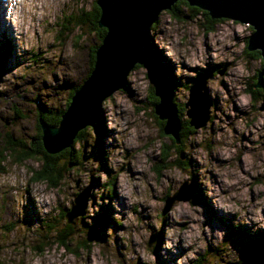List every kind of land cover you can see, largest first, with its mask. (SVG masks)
I'll use <instances>...</instances> for the list:
<instances>
[{
  "label": "clouds",
  "instance_id": "obj_1",
  "mask_svg": "<svg viewBox=\"0 0 264 264\" xmlns=\"http://www.w3.org/2000/svg\"><path fill=\"white\" fill-rule=\"evenodd\" d=\"M103 15L100 0H0L14 56L0 71V264H243L225 229L206 222L204 205L178 193L195 176L234 229L264 231V48L249 47L256 26L196 0L159 8L146 33L178 81L169 97L176 125L157 111L148 67L133 60L98 100L109 133L102 167L94 121L59 147L46 130H60L96 70L110 31ZM200 72L209 73L199 90L209 103L193 124ZM29 202L35 218L26 221ZM102 206L111 223L90 237Z\"/></svg>",
  "mask_w": 264,
  "mask_h": 264
},
{
  "label": "water",
  "instance_id": "obj_2",
  "mask_svg": "<svg viewBox=\"0 0 264 264\" xmlns=\"http://www.w3.org/2000/svg\"><path fill=\"white\" fill-rule=\"evenodd\" d=\"M196 2L208 8L214 16L233 15L251 20L257 31L251 37L249 47L264 48V0H196ZM100 3L104 9L101 22L108 25L109 34L104 45L98 50L95 72L77 92L60 130L52 136H48L49 130H46V141L50 146L59 147L68 143L76 127L86 122H95L100 114L99 98L111 88L123 83V72L133 60H140L148 67L161 100L157 105V111L169 117L170 129L176 125L173 106L169 101L171 91L166 77L158 71L150 57V38L146 33L147 24L154 19L155 12L161 7L168 6L171 0H100ZM3 70L4 63L0 57V71ZM202 84L203 78L192 82L189 101L192 108L189 115L193 124L202 123L206 118L205 108L209 101L206 94L199 91ZM186 188L187 185H184L178 195H183ZM81 197L82 194L77 197V207L73 212L81 208ZM262 259L264 242L247 250V254L242 258L243 264H259Z\"/></svg>",
  "mask_w": 264,
  "mask_h": 264
},
{
  "label": "rangeland",
  "instance_id": "obj_3",
  "mask_svg": "<svg viewBox=\"0 0 264 264\" xmlns=\"http://www.w3.org/2000/svg\"><path fill=\"white\" fill-rule=\"evenodd\" d=\"M8 32H9V29L3 24L2 20H0V57L4 63V68H5V65L8 64V62L10 60L14 59L13 45H12V42L9 39L8 35H7ZM151 48L153 49V58H154L153 60L156 63L158 70L161 73L162 72L167 73V77L166 76L165 77L167 78V80H168V77L170 78L169 83H170L171 88H172L176 83H178V81L171 74L172 65L170 64V62L167 61L166 58H164L161 55V53L159 51H157L155 49V47L151 44V40H150V51H151ZM164 61H165V63H164ZM211 67H213V66L210 65L209 68H211ZM208 74H209L208 72H200L196 79H201V78L204 79V77ZM195 80H193L192 82H194ZM153 82H154V80H153ZM65 86H68L67 82H66ZM168 87H169V85H168ZM169 90H170V88H169ZM96 130H97V141H96V145L93 149V154H94V157L96 159H101V166L103 167L102 155H103L104 145H103L102 141H103V136L106 134H109V133H107L103 127L102 114H101V127H99ZM95 183H96V181H92V184H95ZM191 189H192V191H191ZM81 194H82V197H81V200H82L81 207H82L83 201H84L85 197L88 195V190L85 189V191L82 192ZM183 195L193 196L194 198H197L198 201L204 205L206 222H209L210 224H212L214 226L223 227L225 229V238L228 239L233 244V246L237 248V250L240 252V255L242 258L244 256V254H247V251L245 250L247 248V245L250 244L251 242H253L256 238H258L260 236H264V234H262V233H264V231H258L257 233H250L246 226H239V227L234 229L230 223L231 217L225 216L224 214L213 209L208 204V201L203 196H201L199 186L195 183V176H193L192 184L187 185V188L184 191ZM113 196L115 197V194H113ZM79 210L80 209L77 208L74 212L79 211ZM111 211H112V209L110 208V206H102L101 207L100 212H98L93 219V225L91 226V228L89 230V236L90 237H96V238H102L103 237L104 227L111 223V220H110ZM34 218H35V212L31 206V202H29V205L25 208V220L30 221L31 219H34ZM151 238L156 239L158 244H159V241L162 239V236L159 233H153V236Z\"/></svg>",
  "mask_w": 264,
  "mask_h": 264
},
{
  "label": "trees",
  "instance_id": "obj_4",
  "mask_svg": "<svg viewBox=\"0 0 264 264\" xmlns=\"http://www.w3.org/2000/svg\"><path fill=\"white\" fill-rule=\"evenodd\" d=\"M192 7H194V6H192ZM197 8V7H196ZM248 52L250 53V54H253V55H255L256 54V52H257V50H252V51H249L248 50ZM150 57H151V59L153 60L154 58H153V49L151 48V51H150ZM153 62H154V60H153ZM156 64V63H155ZM160 69V68H159ZM161 70V69H160ZM162 71V70H161ZM165 73V72H164ZM163 72H162V74L164 75V76H166L167 77V73H165L164 74ZM149 76L153 79V77H152V75H151V73L149 72ZM167 79V78H166ZM169 77H168V80H167V83H169L170 81H169ZM154 80V79H153ZM169 85V88H170V90H171V85H170V83L168 84ZM95 126H96V129H98L99 127H101V113L97 116V118L95 119ZM262 234H264V233H262ZM260 236V235H259ZM261 242H264V236H260V237H258V238H256L253 242H251L250 244H248L247 245V248L245 249L246 251H247V249H250V248H253V247H255V245H257V244H259V243H261Z\"/></svg>",
  "mask_w": 264,
  "mask_h": 264
},
{
  "label": "bare ground",
  "instance_id": "obj_5",
  "mask_svg": "<svg viewBox=\"0 0 264 264\" xmlns=\"http://www.w3.org/2000/svg\"><path fill=\"white\" fill-rule=\"evenodd\" d=\"M9 41V40H8ZM153 61V60H152ZM153 63H155V62H153ZM164 63H165V61H164ZM157 66V65H156ZM157 69H158V67H157ZM159 71V70H158ZM160 72V71H159ZM216 212V211H215ZM218 213V212H217Z\"/></svg>",
  "mask_w": 264,
  "mask_h": 264
}]
</instances>
